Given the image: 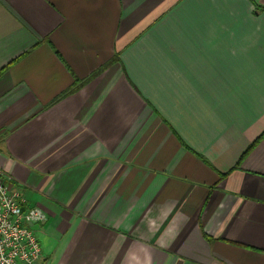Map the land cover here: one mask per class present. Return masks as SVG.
<instances>
[{"label":"crops","instance_id":"1","mask_svg":"<svg viewBox=\"0 0 264 264\" xmlns=\"http://www.w3.org/2000/svg\"><path fill=\"white\" fill-rule=\"evenodd\" d=\"M0 170L39 264H264V8L0 0Z\"/></svg>","mask_w":264,"mask_h":264},{"label":"built area","instance_id":"2","mask_svg":"<svg viewBox=\"0 0 264 264\" xmlns=\"http://www.w3.org/2000/svg\"><path fill=\"white\" fill-rule=\"evenodd\" d=\"M7 180L0 170V264H39L41 246L33 226L43 224L46 216L36 207L24 208L19 191Z\"/></svg>","mask_w":264,"mask_h":264},{"label":"rangeland","instance_id":"3","mask_svg":"<svg viewBox=\"0 0 264 264\" xmlns=\"http://www.w3.org/2000/svg\"><path fill=\"white\" fill-rule=\"evenodd\" d=\"M255 2L258 3V5H259V4H261V5L264 4V2H262V1L260 2V0H255ZM261 5H259V7L264 8V6H263V5L261 6Z\"/></svg>","mask_w":264,"mask_h":264},{"label":"trees","instance_id":"4","mask_svg":"<svg viewBox=\"0 0 264 264\" xmlns=\"http://www.w3.org/2000/svg\"><path fill=\"white\" fill-rule=\"evenodd\" d=\"M252 145H253V144H252ZM251 147H252V146L248 147V149L246 150V153H247V151H249V150L251 149Z\"/></svg>","mask_w":264,"mask_h":264}]
</instances>
